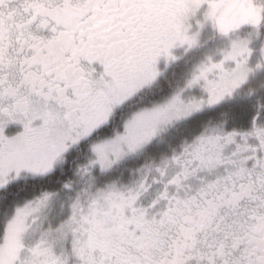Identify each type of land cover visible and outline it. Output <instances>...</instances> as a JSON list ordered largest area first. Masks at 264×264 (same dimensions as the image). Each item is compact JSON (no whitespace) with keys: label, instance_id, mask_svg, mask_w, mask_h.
Listing matches in <instances>:
<instances>
[{"label":"snow or ice","instance_id":"1","mask_svg":"<svg viewBox=\"0 0 264 264\" xmlns=\"http://www.w3.org/2000/svg\"><path fill=\"white\" fill-rule=\"evenodd\" d=\"M205 32L199 98L137 114L94 149L100 174L68 179L67 153ZM261 82L264 0H0V264H264ZM171 119L166 155L109 175Z\"/></svg>","mask_w":264,"mask_h":264},{"label":"rangeland","instance_id":"2","mask_svg":"<svg viewBox=\"0 0 264 264\" xmlns=\"http://www.w3.org/2000/svg\"><path fill=\"white\" fill-rule=\"evenodd\" d=\"M195 32H196V29H195V27H193V34H195ZM198 40H199V43L196 46H193L191 48L186 47V46L183 45L182 49H184V50L181 51V52L185 53V52H188V51H190L192 49H195L196 47H199L204 42L209 41L210 40V36H209V34L207 32H205V33L201 34L198 37ZM214 47H216V44H215V46L212 47V49ZM180 48H181V46H180ZM181 52H178L177 55H180ZM175 55L176 54H173V56H175ZM204 60H205V58L203 59V57H201V59L199 60V65ZM199 65H198V67H199ZM197 69H195L194 72ZM155 75L151 78L150 83L154 82V79L156 77ZM148 81L145 82L144 85H148V84L150 85V83ZM144 87L145 86H143V84H142L140 87L137 88V90H140V89H142ZM157 92L160 93V91H157ZM158 93H156V94H158ZM177 93L181 94V97H182V99L185 102H189V101H191L194 98L195 99L199 98V93L197 92L196 89H188L186 86H181L177 90H174L168 97H165L164 99H161L160 101H157V103L153 102V103H149V104H147L145 106H142L141 109H145V107H147V106L149 108L141 111L140 113L151 112L154 108H157L160 105H163V104L167 103V101L170 100ZM140 97H141V95H140ZM142 97H145V96H142ZM127 98H128V96L123 98L117 104H119V105L122 104V102L125 101ZM136 115H133V117H130L128 119V122L130 120H132ZM182 126H183V123L179 119H171V120L161 121V122L156 123L154 125V131H153L152 137H151V139H150V141L148 143L144 144L143 146H141L140 148L136 149L135 151H129V149H128V147L126 145L123 146L122 147V152L124 154L122 156H120L119 159H117L115 156L109 155V159L114 161V163L112 164L111 169L108 170L109 171V175L112 178H121L122 177L126 181L138 168H140L142 165H144V162L140 163V160H143L142 158L148 152V151L146 153L144 152L146 147L152 146V148H155V147H164V146H170L172 144H175L176 141L179 139V136L176 133H178V131L181 130L180 128ZM163 130L165 131L166 135H163V133H162ZM106 141H104L103 143H105ZM99 145H101V144H99ZM97 146H98V143H96V144H94L92 146L91 153L89 154V156H87V161L81 167H86V168L89 169L90 173L98 175V174H100V172H99L98 164L95 163V161L97 160V156H96V153L94 151V149ZM147 162H148V159H147L146 163ZM62 165H64V163H62L61 166ZM75 176L76 177L74 179H72V180L75 183L79 184L81 182V180H80L78 169H76V175Z\"/></svg>","mask_w":264,"mask_h":264},{"label":"flooded vegetation","instance_id":"3","mask_svg":"<svg viewBox=\"0 0 264 264\" xmlns=\"http://www.w3.org/2000/svg\"><path fill=\"white\" fill-rule=\"evenodd\" d=\"M91 20H92V18H89L88 21H85V27H87V25L90 23ZM180 46H181V48H180ZM182 46L183 45H177L172 50V55L176 54L174 56L175 59H169V58L161 57V59L159 60L157 66H156V75H155L156 77H155L153 83H150V80L152 78L151 77L148 81L150 83V85L149 84L148 85L143 84V86H145L144 88H142L140 90L136 89L131 94L127 95L128 98L125 101H123L122 104H120V105L115 104L113 106L112 111L109 113V116H108V121H110V123H111L109 133L99 132L96 134L95 137H93V138L98 137V142H96V143H98V145L102 144L106 140L112 139L117 134H121L124 126L128 123V119L130 117H133V115H136V114L140 113L141 111L149 108L147 106V107H145V109H141L142 106L147 105L146 101L148 99V94L144 95L145 97H141V98H140V95L145 90H148V89L152 88L153 86H155L162 78L165 77L166 73L170 69L176 67L175 68L176 72L177 71H180V72L185 71L188 74V77L185 80H183L181 82V84L179 85V86H186L187 81L189 79H191L194 70L198 68L200 56L202 55V57H203L204 53L196 50V49H198V47H196L195 49H192L188 52L182 53L181 51L184 50V49H182ZM178 52H181V54L177 55ZM261 84L264 85V82H261ZM248 91H249L248 88L241 87L236 91L235 95L239 96V97H243V96L247 95ZM158 95L156 93H152V96L154 98L153 102L157 103V101H160L156 98ZM130 102H134L133 105L138 106V108L139 107L140 108L137 109L135 112L126 115V117H124L125 119H123L121 121V119H122L123 115H125V113H120V112L124 111L125 106ZM153 102H150V103H153ZM194 117H196V116H194ZM162 133H163V135H166L164 130L162 131ZM174 145L175 144H172L170 146H174ZM170 146L155 147V148H152V146L146 147L144 152L145 153L147 151L148 152L146 153L145 158L143 160H140V163L144 162V164H146L147 159H148V162L159 161L164 155H166L167 150L169 149ZM71 151H69L68 153H70ZM68 153H67V155H68ZM62 163H64V164L66 163L65 158L61 161V164ZM146 202H147V199H145V203Z\"/></svg>","mask_w":264,"mask_h":264},{"label":"trees","instance_id":"4","mask_svg":"<svg viewBox=\"0 0 264 264\" xmlns=\"http://www.w3.org/2000/svg\"><path fill=\"white\" fill-rule=\"evenodd\" d=\"M211 44L214 46L215 44L209 41H206L202 44V46L198 49V51L200 52H209L212 47ZM175 68L170 69L164 78H162L155 86H153L152 88L145 90L142 94L141 97L148 94V99H147V104L150 102L154 101V98L152 96V93H158L157 91H160V93H158L157 95V99L161 100L164 99L165 97H168L174 90H177L179 87L181 82L183 80H185L188 77V74L185 71H175ZM140 97V98H141ZM134 102H130L125 106L124 111L120 112V113H125V115H123L121 121L123 119H125L124 117H126V115L135 112L138 108V106H134L133 105ZM212 113H203L200 115H197L196 117H194L195 120L198 121H207L210 118H213ZM184 125L180 128L181 130L178 131V133H176L179 138L182 135V131H183ZM180 132V133H179ZM98 142V137L97 138H92L91 140H85L80 146L78 147H74L72 149V151L70 153H68V155L65 157L66 159V163L64 165H62L61 167L64 169L67 178L72 180L74 179L76 176V169H79L81 166H83L85 164V162L87 161V156H89V154L91 153V149L92 146ZM145 156L142 158L144 159Z\"/></svg>","mask_w":264,"mask_h":264}]
</instances>
